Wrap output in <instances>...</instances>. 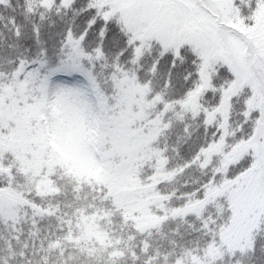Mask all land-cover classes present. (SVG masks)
Wrapping results in <instances>:
<instances>
[{
  "label": "snow or ice",
  "instance_id": "6c2138e0",
  "mask_svg": "<svg viewBox=\"0 0 264 264\" xmlns=\"http://www.w3.org/2000/svg\"><path fill=\"white\" fill-rule=\"evenodd\" d=\"M0 264H264V0H0Z\"/></svg>",
  "mask_w": 264,
  "mask_h": 264
}]
</instances>
